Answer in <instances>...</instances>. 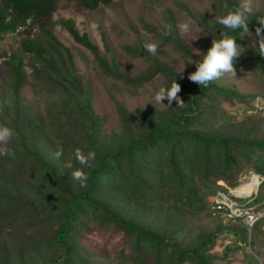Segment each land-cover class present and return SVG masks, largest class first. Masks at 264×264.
I'll return each instance as SVG.
<instances>
[{
	"label": "trees",
	"instance_id": "trees-1",
	"mask_svg": "<svg viewBox=\"0 0 264 264\" xmlns=\"http://www.w3.org/2000/svg\"><path fill=\"white\" fill-rule=\"evenodd\" d=\"M58 2L93 10L110 0H0V37L14 34V29L20 27L14 34L17 48L2 61L9 76V92L6 102L5 93L0 94V124L14 128L17 135L8 144L15 157L0 155V264H94L91 257L96 255L95 250L82 241L84 233L94 228L118 233L113 247L117 264H185L186 260L188 264H210L214 258L210 250L218 238L233 233L239 234L242 242L247 231L240 221L224 219L210 208L217 191L225 190L217 178L234 188L258 174L261 179L256 189L260 184L264 187V156L261 153L254 157V149L264 152V134L258 136L256 132L264 126V112L253 106L255 95L239 94L215 82L200 88L147 53L139 39L136 47L124 44L123 50L147 59L150 65L138 73L126 74L72 18L61 19L64 32L91 55L102 74L128 86L162 75L166 78L164 86L174 80L181 86L179 96L185 102L182 107H146L134 116L117 104L121 134L112 137L113 144H101V117L73 68L72 52L47 26V17ZM212 3L218 16L238 8L237 0ZM225 4L229 9L224 8ZM196 16L209 17L208 13ZM248 20L251 27L261 26L258 21H264V11L252 12ZM142 26L156 34L149 24ZM214 29L209 31V40L199 38L198 51L182 41L173 26L171 35H156L164 43L171 40L183 57L199 62L212 39H219V33L227 31L219 25ZM240 31H229V35L237 36ZM32 32L36 35L32 36ZM21 54L27 56L28 70L46 96L57 93L45 105L47 125L19 93L28 73ZM256 59L263 67L262 58ZM246 109L252 111L245 112ZM223 111L234 116H227V120L235 121L230 124L222 118L226 125L217 132L222 129L218 120L225 115ZM237 115L240 116L235 118ZM57 119L59 123H54ZM61 120L70 126V135L62 132L59 144L69 156L57 159L54 144L44 129L53 125L56 135L61 131ZM214 120L216 126L212 125ZM77 148L85 153L94 151L96 156L93 167L83 169L88 174L85 188L79 187L71 179V170L64 167ZM240 156L251 162L256 174L248 177L249 172L239 166ZM72 163L74 168L82 167L75 160ZM245 187L238 190L244 193ZM210 193L212 200L208 203ZM263 195L259 189L252 196L251 200L256 201L252 209L256 211L258 206L262 212L256 211L261 217L251 227L264 216ZM207 206L215 225L202 237L194 235L186 241L183 211Z\"/></svg>",
	"mask_w": 264,
	"mask_h": 264
},
{
	"label": "rangeland",
	"instance_id": "rangeland-1",
	"mask_svg": "<svg viewBox=\"0 0 264 264\" xmlns=\"http://www.w3.org/2000/svg\"><path fill=\"white\" fill-rule=\"evenodd\" d=\"M212 2L213 0H110V2L93 10L76 7L71 3L62 4L58 2L56 4L54 10L47 17V26L52 32L57 34L59 40L68 46L72 52L73 68L82 79L83 86L87 88L95 112L101 117L98 127L100 132L98 139L101 144L111 145L115 142L112 137L121 134L120 130L122 128L117 113V104H121L126 112L135 116L143 108L154 107L160 109L167 106L172 107L176 102L173 101L171 105H168L167 100H164L162 103L165 106H163L152 101L155 91L160 86H164L166 81V78L162 75H156L138 86H128L119 79L102 74L91 55L64 32L60 20L68 17L72 18L73 23L76 26H81V29L95 42L98 49L105 56L113 57L116 60L118 69L126 74L138 73L150 65L147 59L131 56L123 50L122 46L124 44L136 47V44H138L136 41L139 39L143 49H145L144 45L146 43H158L157 54L155 56L149 54L160 62L168 64L182 78H187L189 73L195 71V64H192L195 62L194 59L183 57L175 49L171 40L164 43L156 34L163 35L167 30L165 26L171 25L178 35L183 37L182 41L188 43L193 50L198 51L200 49L199 38L202 37L205 40H209V31L215 30V26L218 25L217 23L216 25L214 24L215 18L218 17V12L216 11V5L214 7ZM241 2L242 0H237L238 7ZM254 11H264V0H253L252 12ZM204 13H208L209 17L203 19L204 16H196V14L203 15ZM187 21H191L192 30L189 34H182L179 32L177 25ZM201 22H203L204 26L201 25ZM143 23L149 24L156 31V34L151 31H145L142 26ZM258 27L261 28L260 35H264V26L251 27L248 25L249 34L243 35L242 31H240L237 36H234L236 37V43L242 47L243 51L234 62L236 75L226 74L215 81V83L239 94L255 95L252 104H256L258 107L262 106L259 110H261L260 113H263L264 103L261 102L260 98L264 97V66L262 67L258 63L256 57L262 58L264 61V55L260 53L259 49L260 37L256 33V28ZM35 35L32 32V36ZM16 48L17 42L14 34L7 33L0 37V94L5 93L3 96L5 102L7 99L6 94L9 92V76L2 61L8 59L9 52ZM61 51H63L62 48ZM19 57L23 60V68H26L25 71L28 72L25 84L19 89V93L23 97L25 104L30 105L35 112L41 114L42 119L45 121L43 125H47L49 122L48 116L45 114V105L47 100L56 96L57 93L50 92L46 96L45 90L36 79H33L32 74L28 70V65L25 63L27 56L21 54ZM231 98L235 97L231 95ZM248 100L251 99L248 98ZM224 114L219 117L218 122L222 125H218V127L222 129L217 132L223 131L226 125L222 118L226 119L230 115L227 111ZM61 116L64 115L61 114ZM239 116L237 115L235 118ZM216 118L218 119V115H216ZM59 121L60 119H57L54 123H59ZM227 121L233 124L231 122L235 120L230 118ZM61 122L62 127L60 126L61 131L57 133L58 135H54L55 126L53 125L50 128H47V126L45 129L43 128L46 136L53 142V149L55 150L61 148L59 145L61 142L60 134L63 132L65 135H70V126L66 125L62 120ZM212 122L214 123L212 125H217L215 120ZM256 132L258 136H262L264 134V126L260 127ZM72 136L76 137L77 134H72ZM254 152L255 158L259 157L261 153L264 156L262 149L256 148ZM63 153L69 156L64 150ZM240 159L241 163L239 166L246 173L249 172L248 177L255 173L252 171L251 162L244 161L242 156H240ZM217 181L222 183L223 179L217 178ZM259 186L253 195L258 193L259 189L262 192L264 191L263 185L260 184ZM239 192L242 193L243 190ZM211 196V193L207 194L206 201L208 203L212 200ZM232 199L237 202L241 201L235 198ZM262 199H264V195L261 197ZM255 203L256 201L253 202L252 200L249 202L250 205ZM263 205L264 202L261 206L263 207L262 210H264ZM255 210L261 211V208L255 206ZM183 216L186 226L182 227V229L185 232L187 231L186 241L194 235H198L196 238L202 237L204 232L210 230L216 222L215 218L209 214L208 206L198 211H183ZM244 234L245 238L242 242H240L239 234L226 233L218 238L215 246L210 250V254L214 256L210 264H259L257 256L262 255L264 252V216L251 228L247 227V231ZM118 236V233H112L110 229L98 231L94 228L90 232L84 233L83 243L88 247H92L96 253V255L91 257V261L94 264H117L113 247L117 245ZM176 237H180V233H176ZM224 250L226 251L223 252ZM222 254L224 255L222 256ZM185 264H188V260L185 261Z\"/></svg>",
	"mask_w": 264,
	"mask_h": 264
},
{
	"label": "clouds",
	"instance_id": "clouds-1",
	"mask_svg": "<svg viewBox=\"0 0 264 264\" xmlns=\"http://www.w3.org/2000/svg\"><path fill=\"white\" fill-rule=\"evenodd\" d=\"M225 9H229L227 4L224 5ZM253 11V0H242L238 8L227 10L223 15L216 17V23L227 31H221L219 33V39H212L211 46L206 52L202 53V59L199 62H193L195 64V71L189 73L188 79L199 85V87H207L210 83L221 79L224 75L230 74L235 76L234 62L242 54V47L236 43V37L230 36L229 31L235 32L242 30L243 35L249 34L248 17ZM261 26H264V21H258ZM166 31L164 35H171V25H166ZM178 30L182 34H189L192 30L191 21L182 22L177 25ZM20 27L14 29V34ZM256 33L260 37L259 49L260 53L264 55V35H260L261 28H256ZM242 35V36H243ZM241 36V37H242ZM158 43H146L144 45L145 50L151 55L155 56L158 52ZM184 68V67H183ZM183 70V69H182ZM181 86L174 80L170 86H160L155 91L152 101L156 104L165 106L162 102L167 100L168 105H171L173 101L176 102L178 107L184 105V101L181 100L179 93ZM255 107L256 104H253ZM262 107V106H261ZM259 108V107H258ZM238 111H241L238 109ZM250 109H246L245 112H250ZM17 135L14 128L7 126L6 124H0V155H7L15 157L13 149L8 147L10 141ZM64 155L63 149L58 148L54 153L55 158L60 159ZM96 159L94 151H88L85 153L83 150L77 148L74 150L73 155L68 159L64 167L70 169L71 179L78 183L79 187H87L88 174L83 170L84 168H92ZM72 160L81 165V168H74ZM255 174V173H252ZM258 176L256 186L259 184L261 176ZM224 181L220 184L223 185ZM226 185V183H224ZM224 186V185H223ZM227 186V185H226ZM254 190L243 196H236L237 198H243V201H247V204L252 199L255 193ZM225 187V186H224ZM228 187V186H227ZM230 190L232 188L228 187ZM226 190V187H225ZM224 190V191H225ZM233 196V195H232ZM241 202V201H240ZM250 205V204H249ZM261 217V215H260Z\"/></svg>",
	"mask_w": 264,
	"mask_h": 264
},
{
	"label": "built area",
	"instance_id": "built-area-1",
	"mask_svg": "<svg viewBox=\"0 0 264 264\" xmlns=\"http://www.w3.org/2000/svg\"><path fill=\"white\" fill-rule=\"evenodd\" d=\"M260 99L261 102L264 103V97ZM257 181H259V179ZM223 185L226 187V190L217 191L215 201L210 205V208L222 216V218L238 220L250 228L261 214L254 211L252 206L247 204L246 200L241 202L233 200L229 195H235L224 183ZM227 241L229 240L227 239ZM257 260L259 264H264V253H262V255H258Z\"/></svg>",
	"mask_w": 264,
	"mask_h": 264
},
{
	"label": "bare ground",
	"instance_id": "bare-ground-1",
	"mask_svg": "<svg viewBox=\"0 0 264 264\" xmlns=\"http://www.w3.org/2000/svg\"><path fill=\"white\" fill-rule=\"evenodd\" d=\"M258 176L257 175H251L249 182L246 184H243L241 186H237L231 189V192L236 196H243L248 194L250 191L254 190L256 184H257ZM246 185L244 189V193L239 192L238 188H241L242 186Z\"/></svg>",
	"mask_w": 264,
	"mask_h": 264
}]
</instances>
